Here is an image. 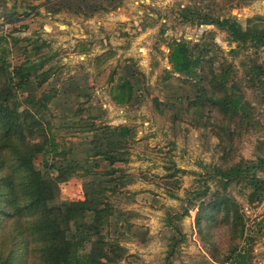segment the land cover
<instances>
[{
    "label": "rangeland",
    "instance_id": "obj_1",
    "mask_svg": "<svg viewBox=\"0 0 264 264\" xmlns=\"http://www.w3.org/2000/svg\"><path fill=\"white\" fill-rule=\"evenodd\" d=\"M154 1L158 3L133 0L135 6L130 8L134 11L122 14L133 18L124 19L118 9L131 6L132 0H0V37L15 33L47 41L46 51L54 57L45 67L52 75L46 86L56 85L60 90L52 102L55 113L68 114L76 107L70 101L73 97L78 99V93L94 91L90 101H85L87 115L95 117L97 122L134 126L136 137L126 170L134 174L135 181L122 185L112 202L111 222L125 225L122 232H112L109 236L119 238L125 249L117 264H169L171 261L173 264H225L222 258L228 240L219 238V250L208 248L209 230L199 227L200 224L209 226L207 216L202 217L200 224L197 222L203 198L201 194H190L198 186V179L207 176L212 167L225 169L241 162L243 168L250 167L264 178V96L245 74L248 65H244L250 58L264 65V50L232 57L229 53L235 44L228 40L225 31L216 25L182 22L179 12L191 0ZM207 1L209 6H204V12L217 7L216 0ZM260 3L253 0L245 6H249L247 9L224 8L219 12L233 15L246 24L249 17L260 15L257 9H252ZM173 38H186L205 47L216 42L221 51H211L216 70L221 54L233 60L239 87L253 107L255 126L249 130L236 122L237 119L226 120L234 133L231 139L226 129L193 124L194 116L185 109L188 101L197 95L200 83L184 75L166 76V70L171 69L168 43ZM82 48L87 51L82 52ZM102 55L106 61L98 62L96 57ZM99 70L103 71L102 78L95 80ZM113 71L118 74L126 71L131 78L136 89L132 103L120 106L111 99L107 80ZM96 81L97 86L91 89ZM63 119L66 118L62 116L54 121L60 123ZM93 138V133L85 130L69 137L67 145L55 154L53 161L62 173L69 174V179L59 184L54 204H86L82 201L84 184L90 180L97 183L102 178L93 173L104 168V164L94 169L84 160L91 151L89 143ZM176 167L186 170L176 173L179 183L164 179ZM85 168L92 173L88 174ZM210 175L202 183L206 182L211 192L221 190L236 200L247 227L260 229L254 241V253L256 261L264 264V194L260 200L251 202L248 197L251 188L246 182L234 180L224 188L216 181L217 177ZM187 205L189 209L185 211ZM260 221L261 227L257 225ZM174 239L177 245L172 259H168Z\"/></svg>",
    "mask_w": 264,
    "mask_h": 264
},
{
    "label": "trees",
    "instance_id": "obj_2",
    "mask_svg": "<svg viewBox=\"0 0 264 264\" xmlns=\"http://www.w3.org/2000/svg\"><path fill=\"white\" fill-rule=\"evenodd\" d=\"M252 1L216 0L217 7L204 12V6H209L207 0H191L179 15L183 23L216 25L225 31L228 40L235 44L229 53L232 57L243 52L258 54L264 50V15L251 16L243 24L237 17L219 12L224 8L245 7ZM48 46L45 40L15 33L0 37V264H117L125 249L119 238L109 236L112 232H122L125 225L111 222L112 202L122 185L135 181L134 174L126 167L136 131L130 124L97 122L95 117L87 115L85 101H90L94 91L78 93V99L73 97L70 101L76 107L68 114L55 113L52 102L60 90L56 85L46 86L52 75L45 67L54 57L46 51ZM168 46L171 69L166 70V76L184 75L200 83L197 95L188 101L185 109L194 116V125L226 129L231 139L234 133L226 120L237 119L249 130L255 126L253 107L239 87L233 60L221 54L218 70L214 67L215 56L211 51H219L216 42L205 47L186 38H173ZM105 59L103 55L96 57L98 62ZM244 65H248L245 74L264 96V65L251 58ZM102 74L99 70L95 80L102 78ZM107 82L111 99L117 105L132 103L136 89L126 71L120 74L113 71ZM95 86L97 81L91 89ZM61 115L66 119L55 122L54 118ZM85 130L92 132L94 138L89 143L92 152L84 160L94 169L104 164V168L93 173L102 178L97 183L90 180L84 184L82 201L86 204H54L59 184L69 179V174L62 173L53 161L54 156L67 145L69 137ZM182 170L176 167L164 179L179 183L176 173ZM205 175L198 179V186L190 195L201 194L203 198L197 222L200 224L202 217L207 216L209 226L199 227L209 230L208 248L219 250V238L227 239L222 258L225 264H260L254 253V241L260 229L247 227L240 204L221 190L211 192L202 180L209 175L217 177L216 181L224 188L234 180L244 181L251 188L248 197L254 202L264 194V178L250 167L243 168L241 162L225 169L212 167ZM111 183L114 185L110 186ZM187 199L192 202L191 197ZM188 209L185 206V211ZM174 240L168 259H172L177 245Z\"/></svg>",
    "mask_w": 264,
    "mask_h": 264
},
{
    "label": "crops",
    "instance_id": "obj_3",
    "mask_svg": "<svg viewBox=\"0 0 264 264\" xmlns=\"http://www.w3.org/2000/svg\"><path fill=\"white\" fill-rule=\"evenodd\" d=\"M146 1H148V2H150V3H152V4H155V3H158L157 1H154V0H146ZM166 2H167V0H166ZM260 4H258V5H254L253 7H252V9L254 10V9H257L258 10V14H260V15H264V0H260ZM138 3V2H137ZM132 6H135V4L133 3V0H132V5L131 6H126V7H124V8H119L118 9V11H120L119 12V14H120V16L121 17H124V19H130V18H133V15H128V16H123L122 14H130V13H132V11H134V10H131V8L130 7H132ZM251 6V5H250ZM249 7V6H248ZM248 7H245V9H247ZM129 24H131V22H129Z\"/></svg>",
    "mask_w": 264,
    "mask_h": 264
},
{
    "label": "built area",
    "instance_id": "obj_4",
    "mask_svg": "<svg viewBox=\"0 0 264 264\" xmlns=\"http://www.w3.org/2000/svg\"><path fill=\"white\" fill-rule=\"evenodd\" d=\"M8 26H9V24L6 25V27H8Z\"/></svg>",
    "mask_w": 264,
    "mask_h": 264
}]
</instances>
